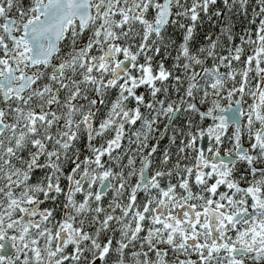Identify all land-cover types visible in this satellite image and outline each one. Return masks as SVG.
Returning <instances> with one entry per match:
<instances>
[{
	"label": "snow or ice",
	"instance_id": "1",
	"mask_svg": "<svg viewBox=\"0 0 264 264\" xmlns=\"http://www.w3.org/2000/svg\"><path fill=\"white\" fill-rule=\"evenodd\" d=\"M217 3L0 0V264H264V0Z\"/></svg>",
	"mask_w": 264,
	"mask_h": 264
},
{
	"label": "trees",
	"instance_id": "2",
	"mask_svg": "<svg viewBox=\"0 0 264 264\" xmlns=\"http://www.w3.org/2000/svg\"><path fill=\"white\" fill-rule=\"evenodd\" d=\"M254 3H255V0H253V5H254ZM215 7L216 8H222L223 7L222 0H218V3ZM251 8H252V5H250V7H249V15L247 17L238 16V15L232 16V22L234 23V35L237 37V39L234 41V43H239V36L242 34V32L245 28L254 27V26L249 24V21L252 18L251 17ZM213 10H215V9H213ZM221 24H222V20H218L215 17H213L212 19H209L208 16H205L203 13H201V18L197 24L196 29H195L193 40L191 41V46L193 48H196L202 44L207 43V41H205V36L208 35L209 33H212V38L215 39L216 34L220 30ZM168 35H170L174 40H176L177 43H179L182 40V33L178 29L169 28L168 29ZM223 43H224V46H227V40H224ZM174 54L175 53L173 52V55ZM162 57H163V52L161 53V56L157 57L156 59L159 60ZM170 65H171V60L166 61V66H170ZM139 92L145 93L146 98H148L147 93H146V89L141 88V89H139ZM142 111H143V109H142ZM165 123H167V121H164V120L161 121V123H160L161 131H165L164 130V124ZM179 123H180V121H177V125H179ZM171 135H172V132L170 130H168V131H166V134L164 136L160 137L162 148L165 146H168L169 141H168L167 137H170ZM106 138H110V135ZM102 142H103L102 140L96 141L97 144L102 143ZM125 143H127V141H125ZM83 145H84V141H81V143L78 145V147H81L83 149ZM228 147H231V145L226 144L224 146L225 149H227ZM172 150H173V152H175V148H173ZM114 155H115V153H114ZM81 158H83V157H81ZM116 170H119V169L117 168ZM37 175H39V173ZM110 196H111V193H109L108 198H110ZM142 198H143V194H141V199ZM106 202H107V198L105 200V203ZM193 258H195V257H193Z\"/></svg>",
	"mask_w": 264,
	"mask_h": 264
},
{
	"label": "water",
	"instance_id": "3",
	"mask_svg": "<svg viewBox=\"0 0 264 264\" xmlns=\"http://www.w3.org/2000/svg\"><path fill=\"white\" fill-rule=\"evenodd\" d=\"M207 143L206 141H201V144ZM7 243V242H6ZM14 251V249L11 248V245L8 244V254H11Z\"/></svg>",
	"mask_w": 264,
	"mask_h": 264
},
{
	"label": "flooded vegetation",
	"instance_id": "4",
	"mask_svg": "<svg viewBox=\"0 0 264 264\" xmlns=\"http://www.w3.org/2000/svg\"><path fill=\"white\" fill-rule=\"evenodd\" d=\"M25 3H27V0H25Z\"/></svg>",
	"mask_w": 264,
	"mask_h": 264
}]
</instances>
